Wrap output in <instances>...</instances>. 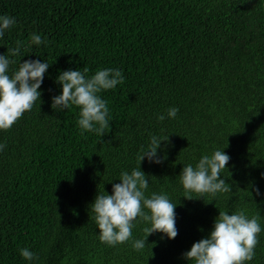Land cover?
Segmentation results:
<instances>
[{
  "label": "trees",
  "instance_id": "16d2710c",
  "mask_svg": "<svg viewBox=\"0 0 264 264\" xmlns=\"http://www.w3.org/2000/svg\"><path fill=\"white\" fill-rule=\"evenodd\" d=\"M4 15L16 20L0 38V55L17 61L9 74L25 60L49 68L40 101L0 130V264H191L183 254L208 237L219 211L241 209L262 228L246 264H264V0H0ZM17 41L21 54L11 57ZM84 68L88 78L106 68L124 76L100 93L110 123L102 137L82 133L77 107L51 106L60 73ZM153 135L168 141L161 163H140L145 195L176 204L178 235L150 234L137 251L150 227L138 218L132 239L102 243L91 204L138 166ZM217 149L230 157L221 178L231 191L185 199L183 167Z\"/></svg>",
  "mask_w": 264,
  "mask_h": 264
},
{
  "label": "clouds",
  "instance_id": "9594fccd",
  "mask_svg": "<svg viewBox=\"0 0 264 264\" xmlns=\"http://www.w3.org/2000/svg\"><path fill=\"white\" fill-rule=\"evenodd\" d=\"M16 24L14 17L0 16V38ZM31 43L40 45L43 40L39 34L33 33ZM23 42L17 41L16 47L8 50L11 57L21 54ZM15 59L0 55V130H9L26 112L32 110L41 93L38 91L43 82L49 64L38 60H25L19 63L18 69L9 74L10 65ZM88 69L83 73L78 70L63 71L57 77L62 91L52 98V108L68 109L75 106L79 109V128L83 132H95L102 137L106 130L110 131L109 108L107 101L100 93L112 90L123 84L122 71L106 68L96 71L90 78L86 77ZM179 109L171 107L167 110V118L174 119ZM164 121L165 115L157 117ZM98 125V127H97ZM161 141L167 143L168 136L159 138L151 136L147 149L141 148L137 155L138 166L131 172L120 174V183L112 185V194H97L91 210L95 214V223L99 229V239L109 246L124 244L132 239L134 222L139 220L150 224L143 228L144 238L133 242V248L143 250L146 238L153 233H163L168 239L178 235L176 228V204L166 194L152 193L146 196L149 180L140 170V163L147 159L159 164L164 157L157 158V149ZM6 147L0 144V150ZM229 155L222 150H215L210 156L204 155L193 167L188 164L180 174L185 189V199H193L189 193H196L201 198L204 194L215 197L217 193H227L231 187L221 178L226 169ZM257 194L258 190H257ZM262 228L258 216L249 218L241 209L233 214L219 211L212 230L207 238L193 243L190 250L183 254L191 264H246L255 256L258 236ZM20 255L27 261L38 259L28 248H22Z\"/></svg>",
  "mask_w": 264,
  "mask_h": 264
}]
</instances>
